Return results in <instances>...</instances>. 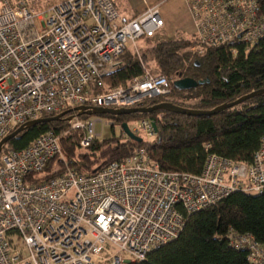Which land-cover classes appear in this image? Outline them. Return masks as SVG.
I'll list each match as a JSON object with an SVG mask.
<instances>
[{
    "label": "built area",
    "instance_id": "obj_1",
    "mask_svg": "<svg viewBox=\"0 0 264 264\" xmlns=\"http://www.w3.org/2000/svg\"><path fill=\"white\" fill-rule=\"evenodd\" d=\"M201 55L212 48L252 50L264 39L263 0H185ZM158 6L138 17L119 14L111 0H57L38 11L26 0L0 9V141L23 124L77 107L132 109L170 95L168 81L141 61L135 42L163 30ZM132 44L142 74L109 90L105 76ZM81 150L96 140L91 118H74ZM151 120L130 132L149 142ZM64 172L47 182L34 177L53 160ZM264 190V136L250 165L208 154L202 172H167L144 148L92 175L69 168L60 138L38 136L21 150L0 153V264L140 263L176 240L188 219L233 193ZM231 248L248 264H264V245L230 230ZM114 248L115 253L110 251ZM26 252V255L22 254ZM126 255V258L123 257Z\"/></svg>",
    "mask_w": 264,
    "mask_h": 264
},
{
    "label": "trees",
    "instance_id": "obj_2",
    "mask_svg": "<svg viewBox=\"0 0 264 264\" xmlns=\"http://www.w3.org/2000/svg\"><path fill=\"white\" fill-rule=\"evenodd\" d=\"M28 3L37 6L35 1L28 0ZM260 13L264 16V0L260 2ZM196 45L195 38L168 39L157 42L142 55L141 61L145 66L146 56L149 55L158 71L155 74L166 77L170 95L145 102L141 107L149 108L167 102L182 108L209 112L264 90V39L248 52L243 46H237L234 49L209 48L198 55L190 51ZM120 63L115 71L103 79L109 90L125 86L142 74L141 64L131 51L126 50L120 56ZM183 78L197 82L208 80V83L188 91H178L173 87V82ZM62 112H68L65 118L75 116L70 110ZM103 118L119 121V125L129 121L151 120L157 127V133L151 141H142V144L128 138H112L102 142L95 140L84 149V153H80L82 133L70 131V123L62 119L27 129L6 144L3 150H21L41 134L53 132L60 138L61 150L69 168L81 175L95 174L109 163L130 156L137 148H144L151 161L167 172L199 175L208 154L250 165L264 136V94L214 116L188 117L156 111ZM78 119L86 120L89 117ZM54 164L58 165L57 170H53ZM63 172L62 163L55 159L34 180L44 183ZM230 230L250 234L256 242L264 245V190L259 195L233 193L221 202L195 213L176 240L149 253L144 261L130 264H248L246 253L229 246L226 237Z\"/></svg>",
    "mask_w": 264,
    "mask_h": 264
},
{
    "label": "water",
    "instance_id": "obj_3",
    "mask_svg": "<svg viewBox=\"0 0 264 264\" xmlns=\"http://www.w3.org/2000/svg\"><path fill=\"white\" fill-rule=\"evenodd\" d=\"M205 83H208V80H202V81H194L190 78H183L178 79L173 82V87L177 89L178 91H188L191 89H195L198 85H203ZM264 94V90L253 92L251 94H248L246 96H243L239 98L238 100L225 104L221 107L215 108L209 112H199L196 110H191L187 108H182L176 105H173L171 103L163 102L160 104H157L155 106L149 107V108H143V107H137L132 109H121V110H112V109H101V108H88V107H77L75 109L70 110V112L75 113V116L66 117L68 112H62L56 116L48 117V118H41L34 121L27 122L23 124L22 126L18 127L16 130H14L12 133L7 135L4 139L0 141V153L3 149V147L8 144L12 139L16 138L19 134L23 133L27 129L33 128L35 126H38L40 124H48L51 122H58L62 119H65L67 122H71L74 118H80L82 116L86 117H103V116H110V117H123V116H131L135 114H151L156 111H164V112H171L175 114H180L188 117H200V116H214L217 115L220 112L226 111L228 109H231L233 107H236L246 101H249L251 99H254L260 95ZM153 132L157 133V127L155 123L152 124ZM122 133L125 134V136L132 142L137 144H142V139L132 134L128 128L127 123H122L120 125Z\"/></svg>",
    "mask_w": 264,
    "mask_h": 264
},
{
    "label": "crops",
    "instance_id": "obj_4",
    "mask_svg": "<svg viewBox=\"0 0 264 264\" xmlns=\"http://www.w3.org/2000/svg\"><path fill=\"white\" fill-rule=\"evenodd\" d=\"M111 2L117 12L128 19L140 16L149 6H158L164 24L158 35L160 37L167 36L166 39H172L179 31L187 35L194 34V26L185 0H111Z\"/></svg>",
    "mask_w": 264,
    "mask_h": 264
},
{
    "label": "rangeland",
    "instance_id": "obj_5",
    "mask_svg": "<svg viewBox=\"0 0 264 264\" xmlns=\"http://www.w3.org/2000/svg\"><path fill=\"white\" fill-rule=\"evenodd\" d=\"M10 5L14 8L17 5L18 0H8ZM28 3V0H26ZM31 1H35L37 2V6H34L35 9H37L38 11H41L42 9L46 8V6L49 3L55 2L57 0H31ZM47 1V2H46ZM2 2L3 0H0V9L2 6ZM43 2V3H42ZM46 2V3H45ZM30 3V2H29ZM28 3V4H29ZM42 3V5H41ZM184 32H177V34L175 36H172V39H187V40H193L195 38L194 34H183ZM167 36L165 38L163 37H156V38H152V39H146V38H142L140 40H137L135 42V46L139 49V53H140V58L142 60V55L145 54L147 52V50L151 49L153 46H155L157 44V42L160 41H164V40H168L166 39ZM192 49H194L193 47L190 49V51L192 52ZM127 50L128 51H132L133 50V46L132 44H128L127 45ZM195 50H198L195 47ZM146 67L149 68V70L152 73H158V71H156L152 61H151V57L149 55L146 56ZM144 63V62H143ZM145 65V64H144ZM91 120L96 122L94 125V133L96 135V140L98 142H102L105 140H111L112 138H120L121 140H125L127 139V137L125 136L124 133H122L121 128H120V123L121 122H117L114 120H109L103 117H91ZM123 122H127V121H123ZM134 122L129 121L127 123L128 128H131ZM4 151V150H3ZM80 153H84V150L80 151ZM92 160L95 159V157H91ZM58 169V165L54 164L53 165V170H57ZM110 251L115 253L116 251L114 250V248H110ZM23 256L26 255V252H24L22 254ZM123 257L126 258V255H123ZM92 262L94 264H108L107 262H105L104 259H96V258H92Z\"/></svg>",
    "mask_w": 264,
    "mask_h": 264
}]
</instances>
